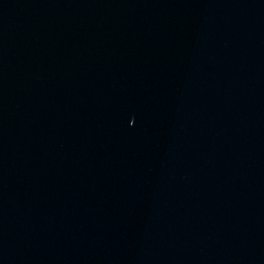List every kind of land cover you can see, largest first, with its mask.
<instances>
[{
    "label": "water",
    "instance_id": "1",
    "mask_svg": "<svg viewBox=\"0 0 264 264\" xmlns=\"http://www.w3.org/2000/svg\"><path fill=\"white\" fill-rule=\"evenodd\" d=\"M0 264H264V0H0Z\"/></svg>",
    "mask_w": 264,
    "mask_h": 264
}]
</instances>
